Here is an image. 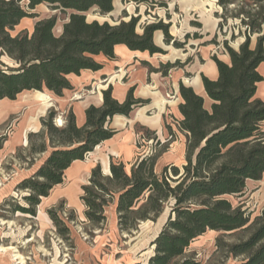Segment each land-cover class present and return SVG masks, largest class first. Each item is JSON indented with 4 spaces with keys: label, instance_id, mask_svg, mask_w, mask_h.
<instances>
[{
    "label": "trees",
    "instance_id": "1",
    "mask_svg": "<svg viewBox=\"0 0 264 264\" xmlns=\"http://www.w3.org/2000/svg\"><path fill=\"white\" fill-rule=\"evenodd\" d=\"M217 1L223 12L237 2ZM263 1L253 0L248 10L243 7L234 15L246 25L245 40L238 50L224 41L230 62L216 55L212 57L218 78L214 80L202 73L211 107H206L204 97L193 87L180 82V116L175 118L176 128L165 124L169 137L163 141L157 131L137 124V146L142 150L134 161L127 164L111 156L109 174L103 173L97 164L91 169L89 183L82 186L86 219L103 224L108 208L116 205L122 231L134 230L141 221L157 220L167 204L174 202L168 220L152 241L156 247L146 264H201L186 253L208 231L243 233L234 242H226L222 237L217 240L220 249L238 259L231 264H264V208L252 219L243 206H235L226 198L243 194L249 179L264 178V99L256 96L259 83L264 80L259 70L264 63ZM42 3L66 16L61 34L54 32L59 21L55 14L39 20L31 33L12 35L10 31L23 19L38 16L32 10ZM92 9L99 16H106L114 11L115 3L114 0H0V57L7 56L13 63L0 67V102L15 101L30 91L64 96L75 88L73 75L80 76L87 70L99 72L106 63L115 62L119 45L154 56L166 52L154 42L158 30L164 32L167 43L173 41L169 24L162 21L144 25L140 33L138 17L112 24L108 20H90L87 13ZM223 17L227 21V15ZM256 34L257 45L253 48L251 38ZM100 57L105 61H99ZM178 62L162 61L149 70L168 76ZM149 103L150 99L137 96L135 86L129 88L125 100L119 101L110 85L103 89L102 106L91 104L85 110L82 125L70 109L65 123L59 126L58 112L49 109L41 118L42 130L34 133L42 137L41 144L32 146L35 153L48 155L32 176L18 183L17 189L29 194L24 196L26 205L17 204L12 211L36 215L41 199L64 182L66 170L117 134L110 126L114 117H129L135 109ZM140 129L146 132L141 134ZM177 131L186 137V161L183 167L173 163L162 166L161 155L175 140ZM158 146L165 150L160 152ZM48 213L59 227L54 210L49 209ZM60 234L66 235V231L60 230Z\"/></svg>",
    "mask_w": 264,
    "mask_h": 264
},
{
    "label": "rangeland",
    "instance_id": "2",
    "mask_svg": "<svg viewBox=\"0 0 264 264\" xmlns=\"http://www.w3.org/2000/svg\"><path fill=\"white\" fill-rule=\"evenodd\" d=\"M114 3L115 9L111 15L99 16L96 9H92L87 13L88 18L108 20L114 24L121 19L138 17L137 30L140 33L143 32L144 25L162 21L169 24L173 41L178 43H167L164 32L158 30L154 42L166 52L154 56L147 53L140 55L148 57L156 66L162 61L179 62L168 72L169 78L165 77L161 81L163 83L159 82L160 91L152 81L148 87V83L145 84L142 95L153 97L149 110L137 108L131 113L132 119L137 117L148 119L153 124L160 123L159 135L165 141L169 137L165 124L170 123L176 128L175 118L179 116L177 82L179 79L186 83L193 82L194 77L200 75L201 71L213 74L216 62L212 57L215 55L226 62L231 61L224 41L227 40L237 50L244 42L246 25H242L240 18L234 15L243 7L248 10L253 0H237L224 12L217 0H114ZM32 11L38 16L23 19L10 31L12 35L23 31L31 33L39 20L55 14H58L59 21L54 32L61 34L67 20L64 14L47 3H42ZM223 14L227 15V21ZM257 37L258 34L251 38L253 48L257 45ZM117 52L122 58L127 55V50L122 46L117 48ZM101 60L105 61L103 57L99 58ZM5 65L13 63L7 56L2 55L0 67L5 68ZM126 69L125 66L117 67L112 70L111 76L101 79H97L94 74L80 77L82 81L75 85L68 101L73 103L88 96L109 77L112 83H126L129 76ZM259 70L264 75V63ZM259 85L257 98L264 99V80ZM62 98L65 95L57 97L49 91H30L19 95L15 101L7 100L0 106V264H146L154 253L152 241L168 220L174 202L167 204L157 220L141 221L134 230L122 231L118 226L116 205L108 208L107 220L98 225L86 219V206L81 200L84 193L82 186L90 181L89 168L98 163L102 164L118 146L125 147L129 142L135 146V141L137 146L138 136L136 139L134 137L127 140L129 134L125 133L117 140V144L104 143L102 147L89 153L83 164L75 165L65 175L64 182L55 186L49 196L41 199L36 215L12 211L17 204L26 205L24 196L29 194L27 190H18V183L32 176L48 155L47 152L37 154L32 149L33 145L38 146L42 141L40 134H34L42 130V115H46L53 108L58 112L57 124L60 126L66 121L68 110L63 112L66 107L61 105ZM205 101L206 107L210 108L212 101L209 98ZM160 110H164V113L161 114ZM120 121L117 118L115 125ZM140 131L141 134L146 132L143 129ZM31 134L34 135L29 140ZM140 141L143 143L141 139ZM186 147L185 135L177 131L175 140L161 155V165L173 163L183 167ZM163 149V146H158L160 152ZM141 150L142 147L138 152ZM246 186L243 194L227 195L226 198L235 206H243L254 219L264 208V178L261 181L248 180ZM49 209L54 210L60 220L59 227L49 215ZM60 230H65L66 235L60 234ZM241 235L243 233L208 231L192 243L186 255L194 256L201 264L235 263L238 259L229 257L224 248L220 249L217 240L222 237L226 242H234Z\"/></svg>",
    "mask_w": 264,
    "mask_h": 264
},
{
    "label": "crops",
    "instance_id": "3",
    "mask_svg": "<svg viewBox=\"0 0 264 264\" xmlns=\"http://www.w3.org/2000/svg\"><path fill=\"white\" fill-rule=\"evenodd\" d=\"M158 32V31H157ZM124 47L125 50H127V55L122 58L118 55L117 49H116V55L117 58L115 60V62H109L106 63V66L104 69H102L99 72H92V71H85L82 72V74L80 76H76L73 75L71 77V81L72 84L77 85L78 82L82 81L80 79V77H87L89 76H96L97 79H101V77L106 78V76H111V72L112 70H116L117 67H127L126 70H128V77H127V82L126 83H112L110 82V78L104 80V84L100 85V87H98L97 89H95V91L91 92L90 94H88V96H85L84 98L80 99L79 101H75L73 103H70L68 101V99H70L72 97V91H66L65 92V98H62L63 101H61V105H64L63 107H66L63 112L65 113L66 110H70L73 109L76 117L78 119L79 124H84L85 123V110L88 109V107L91 104H94L96 106H102L103 103V89H106L107 87H109L110 85H112L113 89H114V97L117 98L119 101H123L125 100L127 93L129 91V88L131 86H135L136 89V94L138 97L142 98V99H150V103L146 104L143 107L138 108L139 109H143L145 110V108L147 110H149V106L152 104V99L153 97L150 95H142V91L145 88V84H147V87L150 86V81H152V83H154L155 87L159 89V91L161 90L160 86L158 85L159 82L162 81V79L169 78V76H163V74H161V72L157 73V72H151L149 70V66H153V67H158L156 65H154V63L148 59V57L146 56H140V55H145L146 53L151 56L148 52H139V51H132L130 49H128L126 46L123 45H119L118 47ZM117 47V48H118ZM215 65L214 64V69H213V74H206L208 77H210L211 79L216 80V78H218L219 76V72H218V68H217V72H215ZM217 66V65H216ZM260 68V67H259ZM202 73H204L203 71H201L200 75H196V77H194L193 82L190 83H186L184 82L182 79H179V81L177 82V97H178V105H177V110L179 112L178 106L181 103V98L179 95V91H180V82H183L184 85H188L191 86L195 89V91L204 97V99L206 100V98H209L206 92V89L204 87L203 84V80H202ZM94 74V75H92ZM171 76V75H170ZM73 77L78 78L77 80L73 79ZM81 83V82H80ZM163 83V82H161ZM153 85V87H154ZM159 86V87H158ZM260 86V85H259ZM154 87V88H155ZM157 91V92H159ZM152 93V91H151ZM257 96V95H256ZM8 99H2V101L0 102V106L2 105V103L6 102ZM211 101V100H210ZM137 111V110H136ZM161 114L164 113V110H160ZM0 112H1V107H0ZM45 115V114H44ZM44 115H42V117H45ZM180 116V115H179ZM162 117H164L162 115ZM119 118L121 119L120 123L115 125V121L116 119ZM161 122V119H160ZM137 124H141L143 126H147L152 130L157 131L158 135L160 134V131H158V125L160 124H153L151 121H149L148 119H143V118H131V115L129 117H125V116H121V115H117L116 117H114V119L111 122V128L115 129L117 134L108 140L103 141V143L99 146H97V148H100L103 146L104 143H112V144H117V140L121 137L124 136L125 133L129 134V138H127V140H131L136 136H138L137 132H136V125ZM160 136V135H159ZM125 137H123L124 140ZM128 142V141H127ZM128 145L125 147L118 146L117 150H114V152L110 154L108 159H105L104 162L98 163L101 164L102 166V171L103 173H109L110 171V164H111V156L115 157L116 159H120L122 161H124L125 163L129 164L132 163L134 161V159L136 158V156L138 155V148L136 146V141H135V146H132V143L129 142L127 143ZM135 147V148H134ZM96 148V149H97ZM95 149V150H96ZM78 163H84V160H76L75 163L66 170L65 175H67V173ZM82 166V165H81ZM95 165H92L89 170H91L92 168H94ZM66 177V176H65ZM251 180V179H249ZM255 181V180H254Z\"/></svg>",
    "mask_w": 264,
    "mask_h": 264
},
{
    "label": "water",
    "instance_id": "4",
    "mask_svg": "<svg viewBox=\"0 0 264 264\" xmlns=\"http://www.w3.org/2000/svg\"><path fill=\"white\" fill-rule=\"evenodd\" d=\"M112 13H113V12H112ZM112 13H110L109 15H111ZM157 236H158V235H157ZM157 236H156V237H157ZM156 237H155V239H156ZM152 246H154V245H152ZM155 247H156V246H154V248H155Z\"/></svg>",
    "mask_w": 264,
    "mask_h": 264
},
{
    "label": "bare ground",
    "instance_id": "5",
    "mask_svg": "<svg viewBox=\"0 0 264 264\" xmlns=\"http://www.w3.org/2000/svg\"><path fill=\"white\" fill-rule=\"evenodd\" d=\"M60 123H62V122L60 121Z\"/></svg>",
    "mask_w": 264,
    "mask_h": 264
}]
</instances>
